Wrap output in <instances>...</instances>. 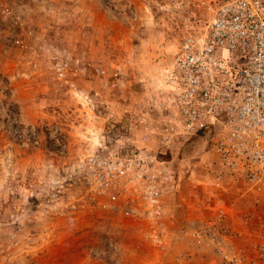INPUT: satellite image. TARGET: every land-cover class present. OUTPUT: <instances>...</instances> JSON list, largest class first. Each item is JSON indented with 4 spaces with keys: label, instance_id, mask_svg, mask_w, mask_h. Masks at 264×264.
<instances>
[{
    "label": "rangeland",
    "instance_id": "obj_1",
    "mask_svg": "<svg viewBox=\"0 0 264 264\" xmlns=\"http://www.w3.org/2000/svg\"><path fill=\"white\" fill-rule=\"evenodd\" d=\"M202 1L0 0V264H264V186L205 134L130 128ZM101 143L144 162L116 199L83 166Z\"/></svg>",
    "mask_w": 264,
    "mask_h": 264
},
{
    "label": "built area",
    "instance_id": "obj_2",
    "mask_svg": "<svg viewBox=\"0 0 264 264\" xmlns=\"http://www.w3.org/2000/svg\"><path fill=\"white\" fill-rule=\"evenodd\" d=\"M200 6L164 66L163 89L131 115V131H141L140 141L159 153L205 134L222 168L246 172L262 189L264 0H203ZM94 150L83 166L98 191L116 199L142 176V159L114 154L102 143ZM154 155L149 165L167 161ZM148 194L155 201L162 195L153 184Z\"/></svg>",
    "mask_w": 264,
    "mask_h": 264
}]
</instances>
